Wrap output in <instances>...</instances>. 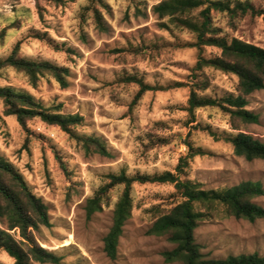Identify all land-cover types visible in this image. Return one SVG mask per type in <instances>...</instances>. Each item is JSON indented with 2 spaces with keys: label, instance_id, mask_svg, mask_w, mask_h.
I'll return each mask as SVG.
<instances>
[{
  "label": "rangeland",
  "instance_id": "obj_1",
  "mask_svg": "<svg viewBox=\"0 0 264 264\" xmlns=\"http://www.w3.org/2000/svg\"><path fill=\"white\" fill-rule=\"evenodd\" d=\"M162 1L0 0V31L15 26L0 43V60L21 42L22 57L51 61L69 68L70 73L67 88L50 77L34 87L24 74L8 69L0 76V86L25 90L62 114L83 116L78 132L101 138L113 155H86L60 128L39 118L28 121L25 129L15 116L4 114L0 101V153L47 205L51 227H42L36 237L43 247L63 257L61 264H173L165 261L163 252L175 245L147 231L179 202L174 185H133L132 217L124 227L115 260L104 251V238L124 186L111 188L102 211L90 217L86 204L110 183L109 175L175 173L179 160L189 152V143L204 154L189 160L182 178L201 182L206 189L247 181L260 182L264 188V161L236 156L232 145L221 138L225 133H237L222 110L198 109L194 120L186 111L199 51L184 46L195 42L193 33L154 14V6ZM230 1L232 5L248 2L259 14H239L232 20L213 10L214 26L223 36L264 48V0ZM93 9L102 14L105 30L98 28ZM37 34L45 40L36 38ZM216 53L217 49L207 48L203 55ZM206 73L212 81L206 95L237 93L235 75L214 69H206ZM130 75L156 87L136 105L132 103L139 86L123 82ZM248 100L247 108L259 116V122L244 126L243 132L264 142V90ZM164 139L169 144H163ZM254 202L264 208V195ZM196 240L207 258L253 253L264 257V220L252 223L232 217L207 221L198 227ZM0 264L15 261L0 251Z\"/></svg>",
  "mask_w": 264,
  "mask_h": 264
},
{
  "label": "trees",
  "instance_id": "obj_2",
  "mask_svg": "<svg viewBox=\"0 0 264 264\" xmlns=\"http://www.w3.org/2000/svg\"><path fill=\"white\" fill-rule=\"evenodd\" d=\"M136 3L137 0H132ZM230 0H163L153 8L159 19H168L178 29H185L195 35V42L184 45L195 47L199 51L194 68L193 83L186 111L192 120L195 112L201 108H218L228 117L231 127L237 133H225L221 138L232 145L234 154L247 161H264V142L243 132L246 125L257 124L259 116L250 111L248 97L264 90V48L239 38H228L214 26L212 11L226 13L232 20L239 14H259L248 2ZM42 16V8L39 6ZM138 12L140 9L136 8ZM200 10L199 16L195 12ZM94 20L101 30H105L102 14L93 9ZM169 28V25H164ZM0 31V43L4 42L9 29ZM36 38L45 40L40 34ZM21 42H17L11 53L0 60V76L4 71L13 69L24 74L29 83L36 87L43 78L54 79L62 88H67L69 68L51 61H37L20 55ZM207 48L219 51L210 57L203 53ZM206 69H214L238 78L237 93H226L220 97L205 93L212 87ZM123 82L139 86L133 105L156 87L144 82L138 76L123 77ZM0 101L5 107L6 116H15L19 124L27 129V122L39 118L49 126L60 128L73 139L86 155L98 154L113 157L105 142L96 136L78 132L84 117L79 114L65 115L58 108L45 107L30 93L13 86H0ZM1 118V117H0ZM212 136L219 138L216 134ZM163 144H169L162 140ZM189 152L179 160L175 173L167 171L155 175H127L125 172L109 175L110 183L101 188L86 204L90 217L102 211L103 199L107 192L116 186H124L116 204L113 224L104 238V251L115 260L118 255L120 239L124 227L133 212L132 187L134 184H172L179 202L166 213L160 215L147 231L148 235L166 237L174 244L171 250L163 252L167 263L173 264H264V257L259 253L230 255L225 259L207 258L202 247L197 243L196 231L207 221L235 218L249 222L264 220V208L254 202L264 195L260 182L247 181L233 187L206 189L203 183L184 179L182 176L189 165V160L203 155L204 151L188 144ZM60 162H63L60 159ZM42 227H51L48 207L32 190L24 175L0 153V251L14 259L15 264H61L63 257L43 247L36 237Z\"/></svg>",
  "mask_w": 264,
  "mask_h": 264
}]
</instances>
